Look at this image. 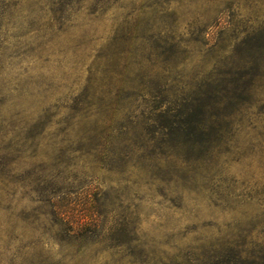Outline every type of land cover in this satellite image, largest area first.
I'll return each mask as SVG.
<instances>
[{
    "label": "rangeland",
    "instance_id": "1",
    "mask_svg": "<svg viewBox=\"0 0 264 264\" xmlns=\"http://www.w3.org/2000/svg\"><path fill=\"white\" fill-rule=\"evenodd\" d=\"M235 254L264 264V0H0V264Z\"/></svg>",
    "mask_w": 264,
    "mask_h": 264
},
{
    "label": "trees",
    "instance_id": "2",
    "mask_svg": "<svg viewBox=\"0 0 264 264\" xmlns=\"http://www.w3.org/2000/svg\"><path fill=\"white\" fill-rule=\"evenodd\" d=\"M199 126H200V128H199ZM199 126H196V130H198L201 133H203L205 131V129L202 128L201 125H199ZM234 258H235V261H236L235 264H237V263H239V264H263L262 259H260V261H257L255 258H252V259L243 258L242 259L240 254H235Z\"/></svg>",
    "mask_w": 264,
    "mask_h": 264
}]
</instances>
